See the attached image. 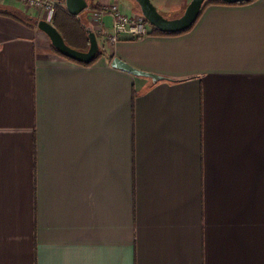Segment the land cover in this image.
<instances>
[{"label": "crops", "instance_id": "1", "mask_svg": "<svg viewBox=\"0 0 264 264\" xmlns=\"http://www.w3.org/2000/svg\"><path fill=\"white\" fill-rule=\"evenodd\" d=\"M0 8L22 20L0 15V264H264V0L97 36L91 66L52 51L39 11Z\"/></svg>", "mask_w": 264, "mask_h": 264}, {"label": "water", "instance_id": "2", "mask_svg": "<svg viewBox=\"0 0 264 264\" xmlns=\"http://www.w3.org/2000/svg\"><path fill=\"white\" fill-rule=\"evenodd\" d=\"M139 7L141 16L147 21V23L162 33L176 34L185 31L192 27V25L198 19L201 8L206 0H190L186 6L182 16L176 19H165L152 4L150 0H132ZM227 4L247 3L251 0H221ZM64 7L71 16H79L88 7L86 0H64ZM37 28L44 33L49 39L51 46L65 58L71 59L78 63L90 64L92 63L97 54L99 53V45L95 33L89 28L86 30L89 47L87 51H78L68 47L62 36L58 33L55 27L44 21L37 22ZM111 66L120 69L126 73L134 75L136 77H143L150 79L152 83H157L162 77L139 71L130 65L122 62L118 58L112 60Z\"/></svg>", "mask_w": 264, "mask_h": 264}, {"label": "trees", "instance_id": "3", "mask_svg": "<svg viewBox=\"0 0 264 264\" xmlns=\"http://www.w3.org/2000/svg\"><path fill=\"white\" fill-rule=\"evenodd\" d=\"M86 1H87V4H88V7L79 16H71L67 12L65 7H64V0L59 1L56 4L54 15H53L52 21H51V24L55 27V29L58 31V33L62 36L65 44L68 47H70V48H72L74 50H78V51H82V52L87 51V49L89 47V40H88V36H87L86 30L88 28H90V27H89V25H88V23H87V21L85 19V15L86 14L88 15L91 12L100 9V6L97 5L96 3H94L93 0H86ZM252 1H254V0H251L250 2H252ZM250 2H247V3H250ZM247 3L227 4V3L222 2L221 0H206L204 2V4H203L202 8H201V11H200V14H199L198 18L200 17V15L203 12V10L207 6H209L211 4L243 5V4H247ZM136 6H137V4H136ZM137 8L139 10L138 6H137ZM0 15L1 16L12 17V18L22 22V20L19 19L17 16H15L12 13H9L8 11H5V10H3L1 8H0ZM143 20H144L145 25L147 27L149 26V28H150V31L148 32L147 35H155V36H176V35H180V34H183V33H186L187 31H189L194 25L193 24L192 27H190L189 29H187L185 31H182L180 33L168 34V33H162L160 31H158L154 27L150 26L145 19H143ZM37 22H38L37 20H34L35 26H37ZM139 38H141V37H137V38L129 39V40H137ZM97 41H98V38H97ZM98 45L100 47L99 53L97 54L95 60L92 63H90V64L78 63V62L73 61L71 59L65 58L64 56L59 54L52 46H51V49H52V51L54 53L58 54L59 56L65 58V59H67L69 61H72V62H74L76 64H79V65H82V66H91L97 59H99L100 57L105 55V52L103 50V45H100L99 43H98Z\"/></svg>", "mask_w": 264, "mask_h": 264}, {"label": "built area", "instance_id": "4", "mask_svg": "<svg viewBox=\"0 0 264 264\" xmlns=\"http://www.w3.org/2000/svg\"><path fill=\"white\" fill-rule=\"evenodd\" d=\"M28 9L39 11L41 20L51 24L54 15L56 2L54 0H17ZM105 15L112 17L111 31L103 33L98 31L95 35L102 37L107 42L116 43L120 36H128L132 39L143 37L148 34V27L144 23V18L139 16L130 18L123 14L116 4H110L107 7L91 12L87 19L94 25H101L102 18Z\"/></svg>", "mask_w": 264, "mask_h": 264}, {"label": "rangeland", "instance_id": "5", "mask_svg": "<svg viewBox=\"0 0 264 264\" xmlns=\"http://www.w3.org/2000/svg\"><path fill=\"white\" fill-rule=\"evenodd\" d=\"M114 3L120 8L121 11L126 12L128 16L131 18H135V11L129 8V4L126 3H131L133 7L136 6V4L132 0H113ZM151 1V0H150ZM152 2V1H151ZM153 4V3H152ZM155 4V5H154ZM154 6L156 7L157 11L165 18V19H176L182 16L184 13L183 5L179 2V0H164L162 4L165 6L162 7L160 6L157 2L154 1ZM128 5V6H127ZM138 9V8H137ZM139 11V10H138ZM106 16V15H105ZM109 16V15H108ZM111 17V16H110ZM103 19V18H102ZM112 21V17H111ZM102 23V22H101ZM112 26V22H111ZM94 26L91 25L90 29L93 28ZM149 27V26H148ZM89 29V28H88ZM92 30V29H91ZM111 31V27L109 29ZM98 43L101 45V41L98 40Z\"/></svg>", "mask_w": 264, "mask_h": 264}]
</instances>
